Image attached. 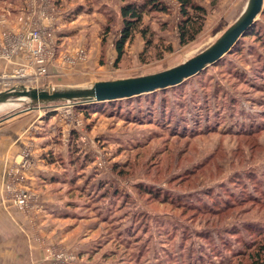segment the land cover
<instances>
[{
  "label": "rangeland",
  "instance_id": "obj_1",
  "mask_svg": "<svg viewBox=\"0 0 264 264\" xmlns=\"http://www.w3.org/2000/svg\"><path fill=\"white\" fill-rule=\"evenodd\" d=\"M149 1L59 0L63 22L77 32L66 48L81 45L88 58L60 70L49 88L164 73L211 47L249 2L194 0L207 19L197 39L181 46L180 5L152 0L167 11L144 16L151 44L136 34L116 67L99 42L107 28L121 36L124 4ZM44 2L0 0V33L20 27L30 5L39 10ZM24 109L0 112V129ZM26 117L35 125L22 160L0 184V218L9 219L8 205H16L37 226L39 243L48 242L47 264H252L264 245V6L230 53L179 86L114 102L59 104ZM24 191L28 209L16 203ZM46 192L55 213L41 207Z\"/></svg>",
  "mask_w": 264,
  "mask_h": 264
},
{
  "label": "water",
  "instance_id": "obj_2",
  "mask_svg": "<svg viewBox=\"0 0 264 264\" xmlns=\"http://www.w3.org/2000/svg\"><path fill=\"white\" fill-rule=\"evenodd\" d=\"M263 6L264 0H251L247 14L229 29L224 39L216 47L169 72L146 78L100 82L85 87L59 86L37 89L19 85L11 90L1 92L0 102L4 101L16 106L24 105V110L31 112L65 103L82 106L131 99L179 86L230 53L240 38L256 23L257 17L263 11Z\"/></svg>",
  "mask_w": 264,
  "mask_h": 264
},
{
  "label": "built area",
  "instance_id": "obj_3",
  "mask_svg": "<svg viewBox=\"0 0 264 264\" xmlns=\"http://www.w3.org/2000/svg\"><path fill=\"white\" fill-rule=\"evenodd\" d=\"M39 10L31 6L19 17L20 27L0 33V62L6 69L0 71V93L23 85L27 88L47 89L55 70L64 69L88 58L87 49L81 47L68 53L63 45L54 19L58 10L53 0H47ZM33 3V2H32ZM32 18H28V16ZM31 197L19 193L16 203L28 209Z\"/></svg>",
  "mask_w": 264,
  "mask_h": 264
},
{
  "label": "crops",
  "instance_id": "obj_4",
  "mask_svg": "<svg viewBox=\"0 0 264 264\" xmlns=\"http://www.w3.org/2000/svg\"><path fill=\"white\" fill-rule=\"evenodd\" d=\"M19 0H15V3H17ZM53 2L57 6V2L59 0H53ZM19 5V4H18ZM20 6V5H19ZM19 6H16V9L14 11H20L21 9ZM63 12L65 11H58L57 16L54 19V27L56 28L58 35L60 36L61 43L63 45V51L67 50H75L78 48H81L79 45L75 46L74 48H66V41L72 40L74 37L73 34L77 32H73L74 29L72 25L65 24L63 22ZM106 26V23L104 24ZM72 30V31H71ZM79 30V29H77ZM80 30H86V28L82 27ZM88 32V31H85ZM110 32L109 36L107 37L106 46L109 52L110 57L117 58V51H116V43L120 36V31L117 33ZM79 33V32H78ZM114 33V34H113ZM73 35V36H71ZM77 35V34H76ZM78 36V35H77ZM85 35L80 34V39L84 40L86 42V45H88L89 41L84 39ZM100 41V40H99ZM103 41V40H102ZM102 41L99 42V48L102 46ZM94 42H91L94 46ZM96 44V42H95ZM94 49V48H93ZM82 67V66H81ZM6 69V66L4 63L0 62V71ZM59 70H55L54 77H57L59 75ZM40 110V109H38ZM38 110L34 111H21L15 115H12L10 118L4 119L3 126L0 129V184L3 185V180L6 177V175H9L11 172H13V163L18 160H22L20 157V150L22 146L29 141L28 139V133L31 131L32 126L35 125V122L30 121L28 117L25 118L28 114H32L34 112H37ZM24 118V119H22ZM20 120V121H16ZM12 122V123H10ZM16 123V125H12L13 123ZM19 125V127H18ZM13 126L16 127L14 130ZM11 128L15 133L11 134ZM32 177V175L30 176ZM31 178V181H34L35 178ZM36 182V180H35ZM33 183V182H32ZM36 185V183H34ZM42 184V183H41ZM33 185L32 187H34ZM34 190L36 188L34 187ZM38 187V192L39 191ZM38 194V193H37ZM52 201V198L48 195L46 192V196L43 198V207L45 210H49L52 213H55L54 206H51L53 204L50 203ZM10 210V218L3 220L0 218V264H7L6 258H11L10 264H47V261L45 260L47 257L46 253V246L48 242L44 244H40L37 240V234L36 229L37 227L32 226L31 223H29L25 218H23L20 215V212L16 205L11 204L8 205ZM0 215L1 214V204H0ZM5 216V213H4ZM7 222V224H6ZM8 225V226H7ZM45 246V247H44Z\"/></svg>",
  "mask_w": 264,
  "mask_h": 264
},
{
  "label": "trees",
  "instance_id": "obj_5",
  "mask_svg": "<svg viewBox=\"0 0 264 264\" xmlns=\"http://www.w3.org/2000/svg\"><path fill=\"white\" fill-rule=\"evenodd\" d=\"M176 1L180 5V14L182 16V21L178 25L179 43L181 46H186L191 42H194L200 35V33L203 31L208 13L206 8L197 4L194 0ZM150 9H153V11L160 12L167 11L166 8L160 7L159 3L152 0L142 5L126 3L121 7L120 12L123 18L124 25L121 32V36L116 43V67L123 59L127 45L134 40L136 34H140L142 38L146 41V44H151L152 35L154 33L152 32V29L147 27L144 28L142 25L144 16L149 13ZM106 31L109 34L110 29L107 28ZM148 35H150V37H148ZM106 40L107 37L104 36L102 41L104 45L106 44ZM167 51L171 52L172 47H168ZM251 260L252 264H264V245H259L256 248Z\"/></svg>",
  "mask_w": 264,
  "mask_h": 264
},
{
  "label": "bare ground",
  "instance_id": "obj_6",
  "mask_svg": "<svg viewBox=\"0 0 264 264\" xmlns=\"http://www.w3.org/2000/svg\"><path fill=\"white\" fill-rule=\"evenodd\" d=\"M250 5H251V0H249V2H248V4H247V7H246V9L244 10V12L242 13V15L235 21V23H233V25L232 26H230L229 27V29H231L238 21H240L246 14H247V12H248V10H249V8H250ZM229 29L211 46V47H209L208 49H206L205 51H203V52H201L200 54H198L197 56H195V57H193V58H191L190 60H192V59H194V58H196V57H198L199 55H201V54H203L204 52H207V51H209V50H211L212 48H214V47H216L219 43H220V41L222 40V39H224V37H225V35L227 34V32L229 31ZM190 60H188V61H186V62H184V63H187V62H189ZM183 63V64H184ZM182 65V64H181ZM180 66V65H179ZM176 67H178V66H176ZM175 67V68H176ZM172 69H174V68H172ZM172 69H169V70H167V71H165V72H169V71H171ZM164 72V73H165ZM12 106H14V104H8V103H5L4 101H2V102H0V112H3V111H6V110H8L9 109V107H12ZM16 106V105H15Z\"/></svg>",
  "mask_w": 264,
  "mask_h": 264
}]
</instances>
